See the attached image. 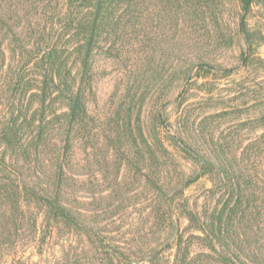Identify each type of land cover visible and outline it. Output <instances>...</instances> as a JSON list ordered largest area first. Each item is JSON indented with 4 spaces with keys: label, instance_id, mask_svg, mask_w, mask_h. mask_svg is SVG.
<instances>
[{
    "label": "rangeland",
    "instance_id": "374dc122",
    "mask_svg": "<svg viewBox=\"0 0 264 264\" xmlns=\"http://www.w3.org/2000/svg\"><path fill=\"white\" fill-rule=\"evenodd\" d=\"M243 4L244 0H125L112 5L111 35L100 34L94 46L88 84L85 82L90 87L87 131L92 136V148H87L100 149L113 165L106 186L99 187L101 174L93 177L98 184L95 198L99 193L109 197L104 202L106 209L92 215L108 237H115L114 251L133 257L135 252L148 251L135 264H221L199 239H193L187 255L178 253L177 217L185 239L201 232L190 223L191 211L179 207L180 196H172L176 198L170 206L173 214L163 224L148 212L155 206L159 187L168 190L181 177L191 179L181 198L189 201L197 216L206 206L213 180L180 147V136L205 155L214 153L217 146L243 171L252 170V153H264V0L253 3L242 28ZM70 61L66 62L80 87L77 73L81 66ZM199 63L205 66H197ZM134 67L140 68L141 84L136 86L128 79ZM61 111L68 112V108ZM183 122L189 131L186 136L180 134ZM142 131L149 137L156 133L167 153L157 162L131 171L125 157L122 163L118 159V151L148 158L163 154L144 147ZM72 132L80 140L75 151L83 164L88 151L83 136L86 129L74 126ZM105 137L111 141L119 138V149L110 143L102 145ZM134 139H138L136 143ZM260 166L264 171V163ZM149 171L161 182L147 186L144 175ZM83 180L87 179L79 177L78 181ZM169 180L173 182L167 185ZM118 188L123 195L112 196ZM78 196L81 203L92 200L84 194ZM223 201L216 198L213 203L220 209ZM143 214L147 217L142 218ZM67 236L62 234L54 241V250L49 242L41 259L39 249L28 248L27 243L20 249L26 252L19 256L37 264H57L64 251L62 243L68 248L71 240L76 241ZM121 257L120 264H125L127 255Z\"/></svg>",
    "mask_w": 264,
    "mask_h": 264
},
{
    "label": "trees",
    "instance_id": "16d2710c",
    "mask_svg": "<svg viewBox=\"0 0 264 264\" xmlns=\"http://www.w3.org/2000/svg\"><path fill=\"white\" fill-rule=\"evenodd\" d=\"M124 1L0 0V264H37L32 258L19 256L26 252L20 250L22 245L39 249L41 259L45 246L50 242L54 250V241L62 234L76 241L71 240L68 248L62 243L64 251L57 264H120L123 255H127L125 264H135L141 261L140 255L148 254L139 251L133 257L132 253L114 251L111 244L115 237H108L102 223L92 215L106 209L104 202L109 197L99 193L95 198L98 184L93 177L101 174L99 187L106 186L111 182L113 164L100 149L87 148L92 136L87 131L90 87L86 77L99 35H111L112 5ZM255 1L244 0L242 28ZM68 60L73 66H81L77 75L84 86L76 87ZM139 70L135 68L128 77L132 86L141 84ZM64 107L68 112L61 111ZM159 120L164 122L161 115ZM74 126L86 129L83 136L88 151L83 164L75 151L80 140L73 136ZM180 132L189 134L186 123L180 125ZM140 137L144 147L163 154L148 158L118 151V159L122 163L125 157L131 171L151 165L167 153L156 133L149 137L142 131ZM113 139L105 137L101 143L119 149L117 142L121 141ZM177 143L198 162L202 174L213 180L211 194L203 213L197 216L189 201L181 198L191 179L169 180L167 185L174 184L168 190L159 187L155 206L148 213L163 224L173 214L170 206L176 198L172 196H180L179 207L191 211L190 223L202 233H190L185 239L177 217L178 253L187 255L193 239H199L221 264H264V171L260 166L264 153H252V170L243 171L217 146L211 158L184 137L180 136ZM79 177L87 180L80 182ZM144 177L147 186L162 180L150 171ZM114 192L112 196L123 195L120 188ZM78 194L92 200L81 203ZM216 198L219 203L224 200L220 209L213 203Z\"/></svg>",
    "mask_w": 264,
    "mask_h": 264
}]
</instances>
